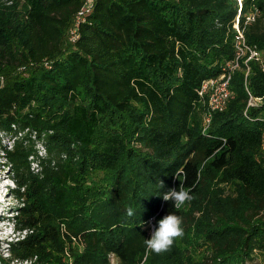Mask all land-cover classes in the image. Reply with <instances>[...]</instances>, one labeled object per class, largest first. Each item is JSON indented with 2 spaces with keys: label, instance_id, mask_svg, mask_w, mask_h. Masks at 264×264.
<instances>
[{
  "label": "trees",
  "instance_id": "1",
  "mask_svg": "<svg viewBox=\"0 0 264 264\" xmlns=\"http://www.w3.org/2000/svg\"><path fill=\"white\" fill-rule=\"evenodd\" d=\"M85 1L0 0V153L17 232L0 264L264 257V0H92L76 23ZM237 16L259 58L241 57L205 124L198 91L235 57ZM180 186L195 198L176 209L162 195ZM170 213L184 235L155 254L144 239Z\"/></svg>",
  "mask_w": 264,
  "mask_h": 264
},
{
  "label": "built area",
  "instance_id": "2",
  "mask_svg": "<svg viewBox=\"0 0 264 264\" xmlns=\"http://www.w3.org/2000/svg\"><path fill=\"white\" fill-rule=\"evenodd\" d=\"M92 5V0H86L85 4L81 8V10L78 11L75 22L78 23L79 20L82 19V16L85 12L89 11ZM248 18H252V16H248ZM234 28L236 30V36L234 38V45L236 51V55L233 59L227 61L224 66H222V72L217 77H211L208 79H205L202 81L200 89H199V95H207V111L204 114V123L207 124L211 117V111L215 110H222L227 100L229 99L231 91L229 88V83L231 79V75L233 70L238 66L239 61L241 57L248 52V56L245 63L250 58H259V51L251 45H249L245 40V35L243 34V31L238 26V16L236 17ZM76 27H73L70 33V39L74 40L76 37ZM261 97H255L251 98L249 100L250 104H254L257 101H260ZM39 153L42 154L43 148L39 144Z\"/></svg>",
  "mask_w": 264,
  "mask_h": 264
},
{
  "label": "clouds",
  "instance_id": "3",
  "mask_svg": "<svg viewBox=\"0 0 264 264\" xmlns=\"http://www.w3.org/2000/svg\"><path fill=\"white\" fill-rule=\"evenodd\" d=\"M11 182L12 183L9 182L10 184H8L7 186L13 187V181L11 180ZM160 186L163 187V181H160ZM190 191V189L185 190L183 186H180L179 189L170 188L168 191L163 193L162 199L165 202L171 201L176 209H180L185 206L186 203L192 201L195 198L190 194ZM127 214L128 216H132L133 210L128 209ZM8 223L13 229L12 234H14V236L16 237L17 232L14 230L12 223ZM182 225V217L174 213L165 215L157 222V226L153 227L150 238L144 239L146 248L151 250L155 254H162L169 251L173 246L174 241L184 235V229Z\"/></svg>",
  "mask_w": 264,
  "mask_h": 264
},
{
  "label": "rangeland",
  "instance_id": "4",
  "mask_svg": "<svg viewBox=\"0 0 264 264\" xmlns=\"http://www.w3.org/2000/svg\"><path fill=\"white\" fill-rule=\"evenodd\" d=\"M1 80L2 78H0V81ZM2 161L3 159L1 158V153H0V177L4 175H8V178L2 179V181H0V253L2 255H6L7 242L16 239L14 234L10 233L11 225L8 222H6V218L14 213L12 210L14 209V205L16 204V201L15 199L11 198L10 196L8 197V195L5 194L7 193L6 192L7 185H5L4 182L9 180L10 183L12 182L10 179L11 172L9 171L8 166L4 165ZM263 261H264V257L262 255L259 256L257 255V257L253 259V261L252 260L247 261L245 264H261ZM111 262L114 263L115 260Z\"/></svg>",
  "mask_w": 264,
  "mask_h": 264
}]
</instances>
